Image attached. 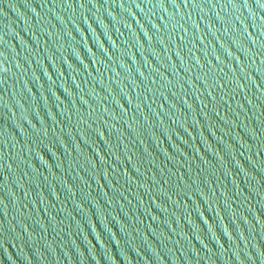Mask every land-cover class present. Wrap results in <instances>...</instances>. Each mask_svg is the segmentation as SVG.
<instances>
[{"label": "water", "instance_id": "obj_1", "mask_svg": "<svg viewBox=\"0 0 264 264\" xmlns=\"http://www.w3.org/2000/svg\"><path fill=\"white\" fill-rule=\"evenodd\" d=\"M0 264H264V0H0Z\"/></svg>", "mask_w": 264, "mask_h": 264}]
</instances>
